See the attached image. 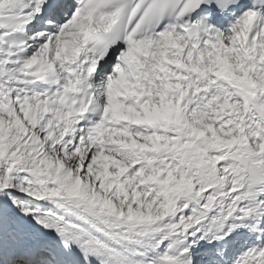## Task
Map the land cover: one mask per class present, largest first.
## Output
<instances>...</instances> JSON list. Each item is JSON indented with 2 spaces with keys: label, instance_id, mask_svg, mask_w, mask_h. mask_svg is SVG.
I'll list each match as a JSON object with an SVG mask.
<instances>
[{
  "label": "snow or ice",
  "instance_id": "1",
  "mask_svg": "<svg viewBox=\"0 0 264 264\" xmlns=\"http://www.w3.org/2000/svg\"><path fill=\"white\" fill-rule=\"evenodd\" d=\"M0 264H264V0H0Z\"/></svg>",
  "mask_w": 264,
  "mask_h": 264
}]
</instances>
